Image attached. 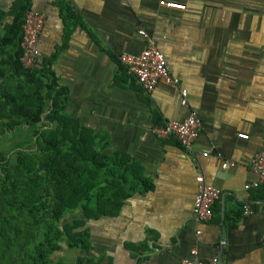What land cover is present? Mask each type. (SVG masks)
<instances>
[{
    "label": "crops",
    "instance_id": "obj_1",
    "mask_svg": "<svg viewBox=\"0 0 264 264\" xmlns=\"http://www.w3.org/2000/svg\"><path fill=\"white\" fill-rule=\"evenodd\" d=\"M13 1L0 0L1 9ZM56 1L31 5L46 13L41 56L62 47L53 68L68 88L66 112L107 132V150L125 153L150 185L116 215L86 221L92 251L99 245L96 254L112 264H177L192 256L264 264V186L245 188L255 178L252 157L264 149V0H164L183 10L161 0H64L74 14L68 20ZM141 30L187 89V105L179 88L159 83L147 93L120 69L121 53L144 47ZM190 112L202 124L191 152L153 134L157 121ZM200 177L221 192L207 221L192 209ZM245 206L251 213L243 214Z\"/></svg>",
    "mask_w": 264,
    "mask_h": 264
},
{
    "label": "trees",
    "instance_id": "obj_2",
    "mask_svg": "<svg viewBox=\"0 0 264 264\" xmlns=\"http://www.w3.org/2000/svg\"><path fill=\"white\" fill-rule=\"evenodd\" d=\"M56 4L66 20L74 17L64 0ZM30 9L31 0L0 7V264H112L109 255L90 254L86 221L116 215L150 185L125 153L107 150V132L66 112L68 88L53 68L62 47L35 68L22 66ZM72 249L84 253L71 261L51 257Z\"/></svg>",
    "mask_w": 264,
    "mask_h": 264
},
{
    "label": "built area",
    "instance_id": "obj_3",
    "mask_svg": "<svg viewBox=\"0 0 264 264\" xmlns=\"http://www.w3.org/2000/svg\"><path fill=\"white\" fill-rule=\"evenodd\" d=\"M160 5L168 8L183 10L185 6L176 2L161 0ZM46 23V13L42 9L32 8L26 12L22 24V40L20 46L23 53L20 57L24 68H35L41 58L39 49L40 35ZM140 34L145 40V45L139 53H121L119 61L127 74L132 76L139 86L147 93L154 90L157 84L179 88L181 103L187 105V89L181 85L180 79L172 74L166 63L163 52L159 49L155 39L147 32L141 30ZM201 120L190 112L181 121H166L163 124H155L152 132L157 138L174 137L182 148L191 152L198 133L201 129ZM240 138H247L246 134H240ZM207 156V152L202 153ZM226 166V164H224ZM251 169L255 178L245 184V188L264 186V149L257 150L251 160ZM198 191L193 199V213L196 219L207 221L212 216V207L220 198V190L200 177ZM251 208L245 206L243 214L251 213ZM196 252L193 250V254ZM219 258L214 256L207 261H202L195 256L181 259L177 264H218Z\"/></svg>",
    "mask_w": 264,
    "mask_h": 264
},
{
    "label": "rangeland",
    "instance_id": "obj_4",
    "mask_svg": "<svg viewBox=\"0 0 264 264\" xmlns=\"http://www.w3.org/2000/svg\"><path fill=\"white\" fill-rule=\"evenodd\" d=\"M79 215H80L79 213H75V214L67 216L66 218L68 220H70V218H72L74 216H79ZM97 247H98V250L92 251L90 254L98 253L101 248H99V245H97ZM81 253H84V252H82L79 249H72V250H69L68 252L63 250L62 252L52 254L51 257H52L53 260L64 259V260H67V261H71V260H73L74 257H76L77 255H79Z\"/></svg>",
    "mask_w": 264,
    "mask_h": 264
}]
</instances>
